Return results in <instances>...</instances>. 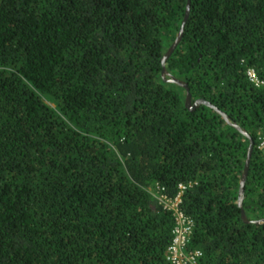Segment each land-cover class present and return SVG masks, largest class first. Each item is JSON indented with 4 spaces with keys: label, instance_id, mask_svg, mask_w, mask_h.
Wrapping results in <instances>:
<instances>
[{
    "label": "trees",
    "instance_id": "1",
    "mask_svg": "<svg viewBox=\"0 0 264 264\" xmlns=\"http://www.w3.org/2000/svg\"><path fill=\"white\" fill-rule=\"evenodd\" d=\"M0 0V264H264V0ZM168 78V77H167ZM253 140L244 182L241 178Z\"/></svg>",
    "mask_w": 264,
    "mask_h": 264
},
{
    "label": "built area",
    "instance_id": "2",
    "mask_svg": "<svg viewBox=\"0 0 264 264\" xmlns=\"http://www.w3.org/2000/svg\"><path fill=\"white\" fill-rule=\"evenodd\" d=\"M248 77L256 86L264 85V82L258 79L253 70H248ZM259 149H264V131L258 138ZM186 186L180 184L178 186V193L174 197H169L163 193L157 194V198L162 203L164 208L171 211L174 216L173 237L168 246L167 260L171 264H198L199 257L202 256L200 251H186L185 247L189 241L193 221L180 208L181 195Z\"/></svg>",
    "mask_w": 264,
    "mask_h": 264
},
{
    "label": "water",
    "instance_id": "3",
    "mask_svg": "<svg viewBox=\"0 0 264 264\" xmlns=\"http://www.w3.org/2000/svg\"><path fill=\"white\" fill-rule=\"evenodd\" d=\"M189 8H190V0H187V4H186V8H185V13H184V18L183 21L181 23L179 32L177 34V37L175 38V40L173 41V43L171 44V46L168 48V50L166 51V53L164 54V56L162 57V71H161V76L163 78V80L169 82V83H174L176 85H179L181 87H183L186 91V95H185V106L186 108L193 110L194 108H196L198 105L200 104H205L208 105L212 108H214L213 106H211L210 103L204 101V100H196L195 102L191 101V96L187 87V84L172 76L170 73L167 72L166 68H165V62L168 59V57L171 55V53L173 52V50L175 49V47L177 46V44L180 42L182 35H183V28L184 25L186 23V20L188 18V13H189ZM168 77V78H167ZM224 119L225 121H227L229 124L230 121L228 119V117L223 113L218 111L216 108H214ZM237 130H239L243 135L247 136L249 138L250 144H249V149H248V154H247V158H246V162H245V167H244V172L241 178V183H240V191H239V197H238V206L241 208V218L244 222L248 223L251 222L248 220V218L245 215L244 210L242 209V198H243V190H244V182H245V178H246V174H247V170H248V164H249V159H250V154H251V150H252V146H253V140L252 138L247 134V132L243 129H241L238 125L236 124H232ZM253 223H264V220L261 221H252Z\"/></svg>",
    "mask_w": 264,
    "mask_h": 264
}]
</instances>
